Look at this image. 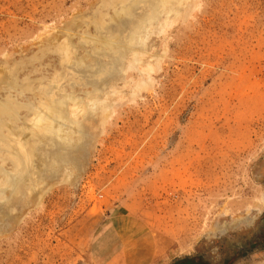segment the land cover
Returning <instances> with one entry per match:
<instances>
[{
  "label": "rangeland",
  "instance_id": "rangeland-1",
  "mask_svg": "<svg viewBox=\"0 0 264 264\" xmlns=\"http://www.w3.org/2000/svg\"><path fill=\"white\" fill-rule=\"evenodd\" d=\"M4 107L0 264H100L115 236L131 263L221 264L264 239V0H0ZM32 150L41 181L7 186Z\"/></svg>",
  "mask_w": 264,
  "mask_h": 264
},
{
  "label": "bare ground",
  "instance_id": "bare-ground-1",
  "mask_svg": "<svg viewBox=\"0 0 264 264\" xmlns=\"http://www.w3.org/2000/svg\"><path fill=\"white\" fill-rule=\"evenodd\" d=\"M173 5V4H172ZM172 5H171V7H172ZM109 46V45H108ZM41 105H44V104H41ZM46 106L47 107H49V104L47 105L46 104ZM5 108V107H4ZM10 109V108H9ZM49 109H50V107H49ZM5 110H8L7 108H5ZM48 110V109H47ZM50 111H51V118H50V120L48 121V123H47V126H43V128L42 129H39L38 131H33V130H31L32 132H34V134H32L33 136H38L40 133H42V132H47V133H49V135L48 136H50V134L52 135V136H54V130H52V126H51V124H52V121L54 120V119H58L59 117H60V115H61V111L60 110H54L53 108H52V110L50 109ZM59 120V119H58ZM46 121V120H45ZM25 128H23V129H21V133H22V131L24 130ZM12 131L14 132V129H12ZM16 131V130H15ZM20 131V130H19ZM20 133V132H19ZM21 135V134H20ZM47 135V134H46ZM1 138V137H0ZM24 138V137H23ZM15 139V138H14ZM17 139V138H16ZM19 139V138H18ZM1 140V139H0ZM17 141V143H18V146L21 144L18 140H16ZM4 143V142H3ZM6 144H7V142H6ZM16 144V143H15ZM10 145V147H11V144H9ZM9 145H8V147H9ZM24 146V145H23ZM23 146H21V148H23L24 149V147ZM15 162L17 163L16 164V167H18L19 169H20V167H23V169H22V174H21V176L20 177H18L17 175H16V173H14V175H16V176H12V177H8L7 178V186H8V184H12L13 182H15L16 184L18 183L17 181H19V180H21L22 179V177L23 176H25V174L27 173V176L29 177V179L27 178V176L25 177V179L27 180V182H29L30 183V185H37L41 180H40V175L38 174V176H39V179H35V174L34 173H30V172H26L25 173V171L24 170H27L26 168V166L27 165H29V164H31L32 163V166H33V150L32 151H30V154H28V156H26V158H23V156H21L20 154H15ZM56 160L58 159L59 160V162H60V160H62L58 155H56L55 157H54ZM53 158V160H55ZM5 160V159H4ZM58 160H57V162H58ZM63 161V160H62ZM38 162V161H37ZM36 162V163H37ZM40 163V162H39ZM51 163H53V162H51ZM26 168H25V167ZM43 166V165H42ZM1 167V166H0ZM15 168V167H14ZM18 168H16V171H18ZM15 171V170H14ZM18 177V178H17ZM19 185V184H18ZM15 186V188L14 189H17L18 187H16V185H14ZM35 186H34V188H35ZM32 188V187H31ZM30 188V189H31ZM33 189V188H32ZM34 190V189H33ZM32 190V191H33ZM35 190H36V188H35ZM5 209V208H4ZM9 211V210H8ZM264 264V263H263Z\"/></svg>",
  "mask_w": 264,
  "mask_h": 264
},
{
  "label": "trees",
  "instance_id": "trees-1",
  "mask_svg": "<svg viewBox=\"0 0 264 264\" xmlns=\"http://www.w3.org/2000/svg\"><path fill=\"white\" fill-rule=\"evenodd\" d=\"M255 248H264V239L259 234H256L252 239L247 241V243L236 247L235 254H226L221 264H235L238 259L245 256L249 251ZM175 264H212V262L195 256L192 258L178 260Z\"/></svg>",
  "mask_w": 264,
  "mask_h": 264
},
{
  "label": "crops",
  "instance_id": "crops-1",
  "mask_svg": "<svg viewBox=\"0 0 264 264\" xmlns=\"http://www.w3.org/2000/svg\"><path fill=\"white\" fill-rule=\"evenodd\" d=\"M119 236H115V241L113 242V250L109 252V255L103 256L105 261L100 260V264H133L127 258H125L124 252H122L119 243L121 240L118 238ZM135 264V263H134Z\"/></svg>",
  "mask_w": 264,
  "mask_h": 264
},
{
  "label": "water",
  "instance_id": "water-1",
  "mask_svg": "<svg viewBox=\"0 0 264 264\" xmlns=\"http://www.w3.org/2000/svg\"><path fill=\"white\" fill-rule=\"evenodd\" d=\"M3 116H6V117H8V120H9V122L11 123V124H16L17 123V118H16V115L14 116L13 114H12V112H8V110H5V108L2 110V111H0V117H3ZM8 122V123H9ZM7 125V123H4V124H2V126H6ZM66 161L65 160H63V162H61V163H65Z\"/></svg>",
  "mask_w": 264,
  "mask_h": 264
}]
</instances>
